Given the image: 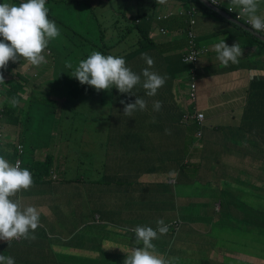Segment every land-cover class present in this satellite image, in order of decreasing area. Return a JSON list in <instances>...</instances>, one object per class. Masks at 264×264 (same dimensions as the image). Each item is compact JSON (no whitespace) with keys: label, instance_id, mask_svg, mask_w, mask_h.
Returning a JSON list of instances; mask_svg holds the SVG:
<instances>
[{"label":"crops","instance_id":"0c3cea01","mask_svg":"<svg viewBox=\"0 0 264 264\" xmlns=\"http://www.w3.org/2000/svg\"><path fill=\"white\" fill-rule=\"evenodd\" d=\"M220 1L226 6L231 5L229 0ZM3 2L5 0H0V3ZM7 2L19 5L21 0H7ZM146 2L147 0H127L126 10L129 11L128 8L131 7L134 9L131 11L132 13ZM157 2L160 4L159 10L162 9L165 12L166 9H169L171 15L166 18H158L159 15L157 17L154 15L155 9L153 7L149 8V11H152V16L157 19L154 21L151 34L152 37L154 36L160 42L157 43L160 48L172 46V49L161 50L165 61L162 69L165 72L169 69L174 70L173 78L169 77L170 81L168 82L167 80L165 85L170 83L169 89L172 92L178 86L179 95L177 97H181V100L179 102L175 101L174 112H164L165 116L169 117L167 122L169 126H161L160 122L155 120L150 124L148 120L147 128L149 126L152 127V140L148 136L144 138L143 135L136 136V139L137 141L141 140L142 145L145 142L147 143L146 146H152V148L169 143L171 162L167 160L165 152L154 150L152 158L149 152L147 154L148 159H150L146 161L148 166L133 171L131 175H127L120 168L111 165V153L109 154L105 150L107 139L98 137L97 144L104 150L102 155H98L100 161L97 169L98 176L85 178V175H79L63 179L58 176L56 169L60 170L62 165L65 164L64 158L62 156L60 158V153L62 154L65 144L61 142L53 143V148L49 149V143L38 139L30 150L24 140L28 128L32 127V129L39 132L52 123H58V126L51 130L49 134L54 135V137L59 135L64 129L60 125V112H31L29 110L25 122L22 120L23 117L19 116L20 114L16 118H11V114L0 112V141L2 147L0 155H4L11 163L20 158L23 162V167L29 170L33 161H42L40 159H43L45 155L49 157L46 161L48 169H45L46 167L41 168L38 171L37 178L33 177L34 186L29 190L22 191L21 195L26 205H34L38 208L42 219L48 218L51 220L49 222L50 226L46 229L38 227L35 230L37 238L34 241L14 239L16 248L18 250L21 248L22 254L18 253L15 248L7 247L5 249L7 242L0 241V254L13 256L16 264H58L57 262L72 264L74 261H99L100 255L97 256L96 249L91 247H97V242H90L83 231L86 223L90 225L88 230L91 228L94 218L101 219L100 224L110 230L109 235L113 240L123 237L116 235L114 233L116 231H125L124 236L128 235L131 237L132 235L133 240H135V234L131 229L137 225L152 227L156 221L151 220L149 214L151 212H159L154 204L151 210L147 212L137 211L150 209L151 206L144 203L137 204L136 209L132 208L131 202L136 193L134 191L132 193L131 190L125 193L130 192V200L123 199L124 201L121 202L122 197H116L123 195L119 192H114L113 186L116 184L121 185L122 182L128 181V177H132L131 180H134V178L138 179L141 174H145L148 179L165 180L162 184L164 190L160 195L164 202L161 209L172 216L166 219L169 223L171 221H173L172 223L176 222L173 226L174 230H169L168 233L160 235L158 239L154 240L161 247L165 246V251H159V253L168 258H177L175 264H178L179 258L176 255L181 256L183 252L182 249H178L181 243L180 234L185 228L183 221H188L194 228L190 243L191 245L202 244L207 248V255L203 254L202 258L208 264H243L241 261L244 262V260H253L264 264V232L261 235L260 242L256 241L255 244H252L246 237L241 240V228L245 227L243 225L246 224V214L243 209L239 208L241 207V202L229 196L231 192L241 197L249 193H264V173L260 171L259 167V165H264V158L260 157L264 155V144L258 142L257 144L248 145L250 143L247 141L248 139L253 141H256V139L245 132L244 138L241 140V131L243 129L241 126V112H243L248 84L253 79L256 82L261 79L264 81V60L263 64H260L255 63L253 59L254 57L262 58L264 49H260L259 43L253 38H248L246 45H242V37L246 39L247 35L240 33L236 36L232 34L230 29L233 30L231 25L233 20L225 16L226 20L217 16V19H215L200 6L195 5V14L193 15L195 21L192 25H189L186 10L192 5L190 2L187 4L182 0H164L163 3L157 0ZM46 7L49 8V19L55 20L61 29L60 37L52 40L49 44V46L53 45L54 48L59 50L60 54H57V51L54 52V49H50L48 46L51 53V55L49 53V59L51 57L59 60L60 56L59 62H62V58L71 51L77 55L80 53L89 55L97 50L100 52L98 47H92L89 43L78 48L79 46L70 39V37L76 35L72 33V30L84 34L89 39L90 37L84 33V30H91L95 27L98 30L97 36H100L98 20L91 14L84 0H46ZM67 11L79 16L76 21L79 23L80 29L72 27L65 22L64 14ZM128 11H126L127 14H129ZM257 14L264 15V2H259ZM242 18L248 17L242 14ZM189 27L195 37L200 38L199 44L207 46V51L201 56L199 62L201 66L207 68L206 74L203 77L195 78L198 83L195 96L194 98L192 97L195 102H193L188 93L189 79L181 82V78H179V76L183 77V73H187V76L189 75V70L181 69L178 54V52L188 49L189 37L186 29ZM104 33L107 35L105 31ZM259 34L260 36H257L264 41L262 38L264 33ZM224 39L229 46L234 43H238L241 46L246 53L243 56L247 55L251 58L248 65H241V57L243 56L239 58L238 63L229 62L228 66H225L217 58L214 46ZM226 39L229 41L226 42ZM234 39L236 42H233ZM260 44L264 43L260 42ZM132 49L133 47L126 52L118 54V56L128 57L129 61L134 60L135 51L133 52ZM170 52L175 53L170 56ZM57 63V61H53L50 64H42L40 70L35 71L37 72L36 75H41L46 69H51L52 71L53 67V76L45 78L48 83L61 84L66 79L73 78L79 86L83 88L86 86V84H80L71 75V72L78 65L69 68L67 64L62 62V67L59 68L54 66ZM202 63L205 65H202ZM30 65L29 62L23 61L21 58L16 63L10 61L7 69H0V72L3 73L4 80H8V77L14 80L17 77V74H14V70L18 68L24 77H27L30 73ZM57 76L62 79L61 83L54 81L53 77L57 78ZM74 81L72 82L76 86ZM183 83H185V86H182ZM257 87L264 92V83L257 84ZM76 90H78L77 87ZM242 92L243 96H241ZM161 98L165 100L164 96ZM195 104L199 110L205 113V117L200 120L197 118L196 112H192L194 107H196ZM186 106L190 108L189 113L186 112L184 116L180 117ZM141 113L148 117L153 116L151 112ZM160 113H155L154 117L162 116ZM143 115L141 118H143ZM180 118L181 121L179 120ZM137 123L136 127L144 126V119L137 121ZM165 129H170L171 134H165ZM119 139L121 138L119 137ZM109 140L111 146L112 138ZM134 140L132 138L130 142L132 143ZM175 140L185 141L183 143L185 145L183 160L188 161L185 173L182 172L180 160L181 155L183 157V145L181 142L174 143ZM7 144L15 145V153L12 146L6 151L3 150V146ZM18 145L24 148L23 152H19ZM143 152L145 156L146 150L140 151L139 154ZM256 159L257 162H255ZM241 166H244V168H241ZM108 174L109 177H107ZM168 175L169 178L167 179ZM107 180H109L110 186L108 199L104 195V187L101 183ZM92 181H97L93 183L95 188L92 193H87L86 188L82 184ZM241 184L249 188L250 191L241 192ZM212 185L214 188L224 190V193H222L225 194L226 199L218 198L220 191L217 190L219 192L217 194L218 192L211 190ZM71 188L76 189V192L71 194ZM53 194L60 196L58 203L52 200ZM62 204H66L69 207L71 219L67 218L61 211ZM107 205L109 206L108 212L105 211ZM94 209L99 210L101 215L99 213L92 215ZM189 210L193 213L215 215L217 212H222L220 215L221 219L218 218L209 222L205 219V216L199 220L197 214H193L195 217L182 214L184 211L189 212ZM52 213L56 214V220ZM253 217L259 219L258 215H253ZM95 221L99 222V220ZM228 221L231 223L227 224ZM169 225L172 226L171 224ZM58 226L65 234L58 231ZM153 228L155 229L156 226L154 225ZM245 232L248 233L247 231ZM111 243L112 241L110 242V247ZM118 249H120L118 252L122 254L125 250H130L131 247L126 245L118 247ZM194 252L198 253V249H194ZM172 253H174L175 257L170 256ZM125 254L127 255V253Z\"/></svg>","mask_w":264,"mask_h":264},{"label":"trees","instance_id":"16d2710c","mask_svg":"<svg viewBox=\"0 0 264 264\" xmlns=\"http://www.w3.org/2000/svg\"><path fill=\"white\" fill-rule=\"evenodd\" d=\"M84 1H85V4H87V6L89 7L91 14L94 16V14L92 13L91 7L93 4L98 5L100 3V0H84ZM126 1L127 0H125V5L123 3L121 5L122 7H124L122 8V11H124L125 13L127 11ZM182 1H184L186 4L190 2L193 6L195 5L200 6L204 11L208 13L210 12L215 13L218 17L225 19L223 15H221L214 9L207 6L201 0H182ZM217 1H218L217 5L224 8L232 16L234 17L236 16L235 11H230L227 9L228 5L227 6L224 5L220 0H217ZM156 2L157 0L152 1V3H156ZM146 3L140 6L142 8L138 7V9L135 10L134 12L129 13V14L126 13V16L130 18L131 20H133V23L131 21H126L125 26L122 28L123 31L127 33V31L129 29L132 30V27H134L135 25L138 27L137 38L134 42V47L132 49L133 52L135 51V54H137L138 52L139 53L143 52V51H152L160 46L157 44L159 41L156 40L154 36L152 37V34H151L154 21L157 19L154 16H152V11H149V8L151 7L147 6ZM143 6H146V7H143ZM147 7H148L149 14H147L146 12ZM238 18L239 20L244 21L240 17ZM57 20L59 19L57 18ZM59 22L63 23L62 21H59ZM231 25L233 26V30L230 29V32H232V34L236 36H238L240 33L247 35V38L243 39V41L241 42L242 45H246L248 38H253L255 41L258 40L264 43V41L260 39V37H258L256 34H254L253 32H250L249 30L238 25L237 23L233 22ZM72 33L76 35L70 37V39L77 46H79L78 48L91 42V40H89L84 34L80 32L72 30ZM100 36H102L103 38L104 31L100 30ZM73 37H75V39H73ZM195 41L197 45H199L200 38L198 39L197 37H195ZM228 41L229 40L226 39V42ZM233 42H236V40L234 39ZM91 45H93V43H91ZM111 45L112 43H109L108 40L103 41L102 39V43L98 46V48L100 49V51L104 52ZM145 48L147 49L144 50ZM185 51H187V49L183 50L182 52L175 51V52H178L179 54L181 69L185 68L186 70H189L190 73H192L195 76V78L205 76L206 74L205 72L207 68L201 66L199 62L191 63V62H184L182 60V55ZM175 52H170L171 53L170 56L172 55V53H175ZM249 59L251 58H249L247 55L241 57V65H244V64L248 65L250 61ZM254 60L255 59H253V61ZM256 61L258 62L261 60L260 58H258ZM168 72L170 73V78L172 79L174 76V70L169 69ZM14 74H17V77L14 78V80L8 77V80H4L5 83H0V98H2L0 100V112L2 113L7 112L11 114L10 116L11 118H16L20 114L19 116L23 117L22 120L24 122L26 121L29 110L31 112H49V113L60 112L59 115L62 114L61 112H77V111L79 112L81 111L79 106L82 104L83 101H86L89 97L94 98L91 95L90 96L86 95L85 89L79 86L77 83H75L73 78L72 79L68 78L61 84H56L54 82L53 84L48 83L45 79H42L41 82L37 81L35 83L28 84L27 83L28 78L24 77L20 69L16 68L14 70ZM188 79L189 77L187 78V80ZM262 80L263 79L259 80V82H256V80L253 79L250 81L251 83L248 84V88H247L246 95H245V101L243 105V112H241V126L243 128L242 131H244L245 133H249L254 139H256V141L264 144V92L261 91V88L257 87V84L264 83V81ZM72 81H74L76 86L73 84ZM189 81L190 79L188 80V82ZM76 87L78 88V90H76ZM188 89H189V86H188ZM71 92H72V95H71ZM140 92L141 90L138 91V93ZM135 97L136 95L129 97L128 94L126 93L125 94L119 93L118 96L115 97L114 103L116 102L118 98H121V100H125L126 102H129V101L134 102L136 99ZM13 98H15L18 101V103L15 106H13L10 103V101ZM97 98H100V97H97ZM115 108L117 109V111L110 113L113 120L116 119L115 125L111 126L110 128L107 127V129L103 133L104 134L103 138L107 139L105 150L109 154L111 153V156H112L111 165H113L116 168H120L124 173H127V175L129 174L131 175L133 171H137L145 166H148V162L146 161H149L150 159H148L147 154L149 152L150 157L152 158V152L154 150H160V152H165L167 160L171 162V158L169 157V151H170L169 143L161 144L160 146H157L156 148H152V146H149V147L146 146L147 143L145 142L142 145L141 140L137 141L136 136H142V135L144 136V138L145 136H148V138L152 140V137H151L152 127L149 126V128H147L148 126L147 122L149 119L144 120V126L136 127V124H138L137 121L141 120V116L143 115L141 112L143 111L137 110L136 112L133 113L132 117H128V116L123 115V109H124L123 104L117 103L115 104ZM146 110H149V109H146ZM151 113H153L152 117H154L155 113L157 112H151ZM185 114L186 112H181L180 117L184 116ZM68 116H71V114H68ZM144 117L149 118L146 115H143V118ZM59 118L61 121L60 125L63 126V128H66L67 125H65V122L62 121V116H59ZM179 120L181 121V118ZM152 122L153 120H149L150 124H152ZM119 137L121 139H119ZM111 138H112V143L110 146L109 139ZM132 138L135 140L134 142L131 143L130 139ZM180 142L183 145L182 147L183 157L182 155L180 157L181 169H182V172L185 173V168L187 167V164H188V161L183 160L184 154H185V145L183 143L185 141L175 140L174 143H180ZM11 146L15 153L16 147L14 144L4 145L3 150L6 151ZM1 150H2V147H1V141H0V151ZM145 150H146L145 156H144V152L139 154L140 151H145ZM48 159L49 157L45 155L43 159H40L42 161L37 160L35 162L34 161L32 162V164L30 165V171L34 178H37V174H39L38 171L41 168L46 167L45 169H48V165L46 164V161ZM259 167H260V171L263 172L264 165H259ZM168 178H169V175L167 176V179ZM131 179L132 177L131 178L128 177V181L122 182L121 185H117V184L114 185L113 186V189L115 190L114 192H119L120 194L124 195L129 190H131L132 193L134 191L136 195L133 197V200L131 202L132 208L136 209L137 204L144 203V204L151 206L150 209L149 210H137V211L147 212L151 210L152 205L154 204L155 208H157L159 213L151 212L149 214L151 220L157 221L158 219H164L165 224L172 225V226L169 225L170 227L169 230H174L173 225L174 223L176 224V222L172 223L173 221H171V223H169L168 220L166 219L172 216L168 212L165 213V211L161 209L164 205V202L161 199L160 195L162 194L164 190V186L162 184L165 182V180L164 179L162 180L148 179L145 177V174L139 175L138 179L137 178H134V180H131ZM95 182L97 181L89 182V185L87 186L90 193H92L93 189L95 188L93 184ZM101 183H102V186L104 187V184H103L104 182L102 181ZM197 183L199 182L197 181ZM225 186L223 187L226 188ZM211 187H212L211 190H215L216 192H218L217 190H219V188H216V187L214 188L213 185ZM219 191H220V195L218 196V198L222 200L226 199L225 194H223L224 190H219ZM244 191H247V188L245 187V185L241 184V192H244ZM217 194H219V192ZM229 194H230L229 196L232 199L241 202V207L239 208L243 209L246 214V221H245L246 224L243 225L245 226V227H242L243 230L247 231L248 233H251V236L253 235V237H255L254 229L257 227L263 228V226L255 222L254 220L255 217H253V215H258L259 220L262 219V221H264V193L263 192L262 194L249 193V194L243 195L242 197L244 198L232 192ZM130 198L131 196L127 200H130ZM123 201L124 200L121 199V202ZM108 209H109V206L107 205L105 207V211L108 212ZM95 213H99V215H101V212L97 209H94L92 211V215H94ZM189 213L191 217H195L193 214H201V213H193L191 210H189ZM221 213L222 212H217V215L220 216ZM210 218L211 216L209 217V220ZM95 220H99V222ZM100 220H101L100 218H94L92 226L89 230L88 228L90 225L88 223H86L83 228L85 236H87L86 238L90 242L92 243L97 242L98 244L97 247L91 246L92 249H96L95 251H97L96 252L97 256L102 255V258H99L100 260L98 262H102L104 264H120V263L122 264L123 261L119 258V256H122L123 253L120 254L118 252L120 251V249L117 250L118 247L126 246V245L131 248L134 246L142 247L141 245H135L134 243L135 240H133L132 235L131 237L128 235L124 236L125 231L114 232L116 235L123 236V237L113 240L112 238H110V235H109L110 230L107 229L104 225H101ZM154 225L157 227L156 223ZM107 239L110 242L112 241L111 247L110 246L106 247V248H109V250H105L104 248H101V246L103 247L104 241H106ZM153 243L155 244L158 252L165 251V246L161 247L160 245L157 244L156 241H153ZM7 247H8V244L5 245V249ZM8 248H15L18 253L22 254L21 248L20 250L16 248L14 240L11 242V246ZM205 249L207 248L203 247L202 251H204ZM112 250L116 252H113ZM188 254L190 255V253ZM84 262H87V261H84ZM57 263L61 264V262H57ZM241 263L260 264L253 260H250V261L244 260V262L241 261ZM72 264H79V262L74 261L72 262Z\"/></svg>","mask_w":264,"mask_h":264},{"label":"clouds","instance_id":"9594fccd","mask_svg":"<svg viewBox=\"0 0 264 264\" xmlns=\"http://www.w3.org/2000/svg\"><path fill=\"white\" fill-rule=\"evenodd\" d=\"M160 2L163 3L164 0ZM229 2L248 17V23L255 33H264V15L257 14L259 0ZM212 3L216 4V0H212ZM229 10L232 11V8ZM243 20L245 22V19ZM60 35V27L55 20L49 19L46 0H21L19 5L5 0L0 3V69L6 70L10 61L16 63L21 58L37 67L46 63V57L42 53L50 42ZM214 47L217 58L225 66H228L229 62L238 63L243 55V49L238 43L229 46L225 39ZM141 59L146 62L147 67L137 73L127 66L122 56H106L99 51H93L86 59L79 61L71 75L80 84L92 86L97 92H110L115 87L119 93H126L131 97L136 95L133 90L139 85L145 90L146 96L154 97L158 89L165 85L168 76L152 70L154 59L148 53H141ZM68 67L71 68V65ZM192 76L195 79L189 71L188 77ZM0 83H5L2 72ZM10 103L15 106L18 101L13 98ZM120 103L124 105L123 115L132 117L137 110L145 111L148 102L142 96H137L134 102L121 100ZM162 107V101H153V111L159 112ZM165 134H171V130L165 129ZM14 162L11 163L4 155H0V241L7 242L8 247L14 239L36 240L35 230L41 226V213L38 208L26 205L18 195L34 186L32 173L23 167L22 160ZM156 225L155 229L147 225H137L131 229L135 234V245L142 247H132L123 264H175L177 258H168L159 253L153 243L160 235L168 232L169 225L165 224L163 219H158ZM0 264H16L15 258L0 254Z\"/></svg>","mask_w":264,"mask_h":264},{"label":"rangeland","instance_id":"374dc122","mask_svg":"<svg viewBox=\"0 0 264 264\" xmlns=\"http://www.w3.org/2000/svg\"><path fill=\"white\" fill-rule=\"evenodd\" d=\"M9 1V0H8ZM153 0H149L147 1L146 5L152 7L153 9H155V16L158 18H163V17H169L171 14L169 9H166L165 12L160 9V4H156L153 3ZM259 2H264V0H259ZM122 3L125 5V0H100V3L97 4H93L91 7L92 13L94 14V16L97 18L98 23H99V31H105L107 33V35H105L102 38V36H97L98 35V30L97 27H95L94 29L91 30H84V33L86 35H88L92 41L89 43L91 45V43H93V45H91L92 47H98L101 43H102V39L103 41L108 40L109 43H112V45L110 47L107 48L106 51H100L102 54L104 55H113V56H117L120 53L126 52L129 49H131L132 47H134V42L137 38V32H138V27L135 25L134 27H132V30L129 29L126 32L123 31V27L125 26V22L126 21H131L133 23V20H131L130 18H128L126 16V13L124 11H122ZM101 4V5H100ZM146 7V6H143ZM142 8V7H141ZM129 11L128 13H131V11H133L134 9H132L131 7L128 8ZM161 11V12H160ZM240 11V10H238ZM146 12L147 14H149L148 11V7L146 8ZM160 12V13H159ZM159 13V14H158ZM211 16H213L215 19H217V15L215 13H209ZM75 16V17H74ZM217 16V17H216ZM79 18L78 15H74L71 12H65L64 14V20L66 23H68L70 26L75 27L77 29H80V25L79 23L76 21ZM224 19V18H223ZM166 20V19H165ZM226 20V19H225ZM157 31V29H156ZM228 32V31H226ZM110 38V39H109ZM242 37V41H243ZM73 39H75V37H73ZM238 39V38H237ZM68 40V38H67ZM240 40V39H238ZM257 43H259L260 45V49H264V44H260V41L256 40ZM133 43V44H132ZM60 44V42H59ZM86 45V44H85ZM50 49H54V52L57 51V54H60V51L57 50L56 48H54L53 45L49 46ZM48 47V48H49ZM48 48L45 50L44 54L46 57V63L50 64L53 61H57L58 63L55 64L54 66H57L59 68L62 67V62L64 64L67 65H71L72 67H75L78 65L79 61L86 59L89 55H86L84 53H81V57L78 54H75L73 51H71L68 55H65L62 59V62H59L60 60V56H59V60H55L53 58L50 57L49 59V53H50V49L48 50ZM147 48H145L144 50H146ZM165 49H172L171 46L169 47H159L156 48L152 51H143L142 53H148L153 59H154V66L155 68H153L152 70L160 73V74H167L168 78L170 77V73L167 71L165 72L162 67L165 65V61L163 60V53L161 50H165ZM248 49V47H247ZM249 50V49H248ZM98 51V50H97ZM48 53V54H47ZM243 54H245V52L243 51ZM51 55V53H50ZM243 56V55H242ZM129 57H131V55H129ZM259 57H254V62L255 63H260L263 64V60H264V56H262L261 61L257 62L256 60ZM127 66H129L133 71H136L137 73H140L141 70L145 67H147V65L145 64V61L141 59V52L135 54V59L132 61H129L128 57H125ZM207 60V59H206ZM158 63V64H156ZM45 64V63H42ZM41 64V65H42ZM40 66H33L30 65L29 68V75L27 83L28 84H32L35 82H41L42 79H45L49 76H53L52 71H53V67H52V71L51 69H46L41 75H36L37 72L40 70L41 68ZM202 65H205L202 63ZM57 72V69H56ZM26 76V75H25ZM183 77L179 76V78H181V82L186 81L188 76L187 73H183L182 74ZM54 81L56 80V82H62V79L60 78V76H57V78H54ZM168 82L170 81V78L167 79ZM170 83L164 85L163 87H161L160 89H158L157 94L154 97H145V90L142 88V86H136L134 88V92H136V97L137 96H142L145 100H147V109L149 110H145L143 112H155L153 111L152 108V104L153 101L155 100H159L163 102V107L162 109L159 111L161 112L160 114L162 116H155V117H149V118H141L144 120H155L157 122H160L161 126H169L168 125V120L169 117L165 116L164 112H174L175 110V101L179 102V100H181V97H177L179 95V91H178V86L175 87L174 91H170ZM182 86H185V83H183ZM198 86V83H197ZM166 87V88H165ZM171 87H172V83H171ZM85 89V94L86 95H91L92 97H89L86 101H83L82 104L79 106L81 111H77V112H61L62 114H60L59 116H62V121L65 122V125H67V128L62 129V132L59 135H56L54 137V135L49 134L51 130L55 129L58 126V123H52L50 125H48L47 128L41 130V131H36L34 129H32V127L27 129V133L24 137V140L27 142V147L28 149L31 150V147L34 146V143L37 142L38 139H41L44 142L49 143L48 147L49 149L53 148V143H58L61 142L63 144H65V148L62 151V154L60 153V158L62 156V158H64V162L65 164L62 165L61 169L58 170L56 169L58 176L62 177L63 179H67L69 177H74V176H79V175H85V178H93V177H97L98 176V172L97 169L99 168L100 165V161L98 158V155H102L104 150H102L98 144H97V138L104 137V132L107 129V127H111L115 125V120H113L112 116H111V112L117 111V109L115 108V104L120 103L121 98H118L115 101V97L118 96L119 92L116 88H112L111 91H107V90H101L99 92H97L95 90L94 87L86 85L84 87ZM140 93H138V91H140ZM138 93V94H137ZM72 95V92H71ZM172 95V97H171ZM162 96H164L165 100L163 98H161ZM185 96V95H184ZM243 96V92L242 95ZM100 97V98H97ZM96 98V99H95ZM193 100V99H192ZM129 101V100H128ZM132 102V101H129ZM183 102H185V100H183ZM193 102H195V100H193ZM196 105V104H195ZM197 105L196 107H194V109H197ZM190 108H188L187 106L185 107L183 112H188ZM199 110V108H198ZM203 114V117H205V113L200 110ZM68 114H71V116H68ZM165 122V124L163 125V123ZM102 130V131H101ZM244 131H241V140L244 138V133H242ZM40 133V135H38ZM81 138H83V140H81ZM83 141V142H82ZM248 142H250L248 145L251 144H257L258 141H253L252 139H248ZM32 144V145H30ZM54 152V151H53ZM257 152V151H255ZM261 158H264V155L260 156ZM255 162H257V159L255 160ZM241 168H244V166H241ZM264 172V171H263ZM107 177H109V174L107 175ZM264 181V180H263ZM88 182L82 184L86 189H87V193L89 192L87 186H88ZM104 195L105 197L108 199V195H109V180L105 181L104 183ZM248 191H250L249 188H247ZM76 189L71 188V194L75 193ZM22 193H19V195L22 197L21 195ZM122 197V199H128L130 197V192L127 194H124L123 196H117L116 198ZM60 196H57L56 194H53L52 196V200L54 202L59 201ZM23 199V197H22ZM23 202L25 203L24 199ZM61 211L67 216V218L71 219V213H70V209L66 204H62L61 206ZM183 215H190L189 212L184 211L182 213ZM52 216L54 217V219L56 220V214L52 213ZM203 216H205V219L208 220L209 222L215 221L218 218L221 219V216H218L217 214H210V213H201V214H197V218L200 220ZM211 216L210 220L209 217ZM255 222L259 223L260 225L263 226V228H255L254 229V236H251V233H246L243 228H241V240L243 238H247V240H250L252 244H255L256 241L260 242V238L261 235L263 233L264 230V221L259 220L257 218L254 219ZM40 221H41V226L42 228L46 229L50 226L49 222H51V220H49L48 218H44L42 219L40 217ZM69 222V221H67ZM183 226L185 227L181 234H180V239H181V243L178 246V249H182L183 252L180 255H176L178 256L179 260H178V264H208V262L206 260H204L202 258L203 254L207 255V249H205L204 251H202L203 247H205L202 244L199 245H191L190 243V238L194 233V228L193 225H190V223L188 221H183ZM231 222L228 221L227 224H229ZM174 226V225H173ZM59 227V226H58ZM60 233H63V230L59 227L58 230ZM259 237V238H258ZM110 246V241L107 239L106 241H104L103 243V247L101 246V248H104L105 250H109ZM194 249H198V253L194 252ZM201 250V251H199ZM130 250H125L122 254V256H119V258L124 261V259L126 258V254L125 253H129ZM190 253V255L188 254ZM91 254V253H90ZM171 257H175L174 253H172L170 255ZM100 258H102V255L100 256ZM79 264H104L102 262H98V261H88L84 262V261H78ZM121 264V263H120ZM123 264V263H122Z\"/></svg>","mask_w":264,"mask_h":264},{"label":"built area","instance_id":"2783aa9c","mask_svg":"<svg viewBox=\"0 0 264 264\" xmlns=\"http://www.w3.org/2000/svg\"><path fill=\"white\" fill-rule=\"evenodd\" d=\"M212 2V0H209ZM216 4H218V1L216 0ZM229 8H232V11H235L236 12V16L235 17H240L242 18V14L240 11H238V9L232 5H229L228 6V10ZM240 10V9H239ZM194 12H195V8L194 6H190V8H188L186 10V13H187V17L189 18V25H192L194 23V18H193V15H194ZM245 22L248 23V18H245ZM249 24V23H248ZM186 33L189 37V45H188V49L187 51H185L182 55V60L184 62H191V63H197L199 58L206 53L207 51V46L204 45V44H199L197 45L196 41H195V35L192 31V29L189 27L188 29H186ZM190 81L188 82V86H189V89H188V93L189 95L191 96V98L195 96V90L196 88L198 87L197 86V82L196 80L192 77L189 78ZM192 98V99H193ZM192 112H196V116L197 118L200 120L203 118V114L200 110L198 109H194ZM18 150L19 152H22L23 148L21 147V145H18ZM17 160H20V158H18ZM15 163V162H14Z\"/></svg>","mask_w":264,"mask_h":264},{"label":"water","instance_id":"95a60500","mask_svg":"<svg viewBox=\"0 0 264 264\" xmlns=\"http://www.w3.org/2000/svg\"><path fill=\"white\" fill-rule=\"evenodd\" d=\"M202 2H204L207 6H209L210 8L214 9L215 11H217L218 13H220L221 15L233 20V22L237 23L238 25L246 28L247 30H249L250 32H253L254 34L260 36L259 33H255V30L251 29V26L246 24L245 22L235 18L234 16H232L229 12H227L224 8H222L221 6L217 5V4H213L211 1L209 0H201ZM264 39V36L262 37Z\"/></svg>","mask_w":264,"mask_h":264}]
</instances>
